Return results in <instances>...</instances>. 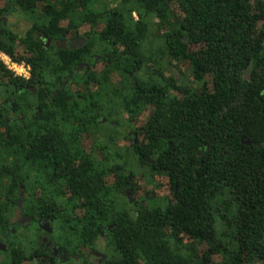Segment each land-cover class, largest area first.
I'll return each mask as SVG.
<instances>
[{
    "label": "trees",
    "instance_id": "16d2710c",
    "mask_svg": "<svg viewBox=\"0 0 264 264\" xmlns=\"http://www.w3.org/2000/svg\"><path fill=\"white\" fill-rule=\"evenodd\" d=\"M6 13L27 22L24 34L2 23ZM79 26L82 47L39 49L35 31L62 38ZM0 52L30 72L0 60V238L17 237L22 184L23 213L51 216L65 264L103 238L102 264H264V0H0ZM32 100L36 123L18 122ZM37 127L45 134L32 145ZM93 127L114 134L110 170L83 155L60 176L65 203L49 178L50 194L41 186L31 202L20 157L32 147L79 157L77 136ZM10 248L8 264L39 258Z\"/></svg>",
    "mask_w": 264,
    "mask_h": 264
},
{
    "label": "flooded vegetation",
    "instance_id": "af4514ba",
    "mask_svg": "<svg viewBox=\"0 0 264 264\" xmlns=\"http://www.w3.org/2000/svg\"><path fill=\"white\" fill-rule=\"evenodd\" d=\"M14 18V21L12 23L8 22L7 18L8 14L6 13L1 19L2 23L4 25L9 26L11 30L14 32L21 34L24 31H26L29 27H27V22L23 19H21L19 16H11V18ZM19 18V20H18ZM19 24H22V29H19ZM24 34V33H23ZM34 35L40 42L39 49H44L47 52H56L60 50H71V49H77L82 47L85 44V38L83 37V29L82 26L78 27L76 30H73L69 32L68 35L65 37L59 38L58 36L48 37L44 34H41L40 32H34ZM22 47L20 44H18V48ZM84 64H80L77 68V70L82 69ZM30 76V72L27 77H24L25 79H28ZM24 90H29L32 93V96H34L38 89L33 88H23ZM43 96H46V101L50 100V97L48 96L47 92L44 93ZM4 101L0 103V108H3ZM38 105L36 104L35 100H32L31 105H28L26 110H22V108L18 109L16 118L18 122H22L23 120H29L30 123H36L34 119H37V113H38ZM32 119V120H31ZM97 123L102 122V124H106V119H97ZM116 123H112V126H115ZM96 127H93V129H90L88 131H85V134H81L77 136L76 142L78 143L79 147L82 150V153L79 157L70 158L67 156V152H73L71 151H65V150H56L54 153H50V149H36L34 147L29 148L27 151L30 152V155L28 157L23 156L20 157L19 161H23L24 159L28 160V166H29V181L28 185L31 187L29 196L30 201H34L37 196L36 193L39 192V188L41 186L48 187L47 191H43V196L47 193L50 194L52 183L57 181L56 183H60V176L62 177V180L64 178V175L66 173L67 168H78L81 165H83V162L81 160L82 156L85 155L87 157V161L91 160L90 162L93 163L95 168H99L100 166H112L115 161L117 160L115 155V149L112 148L113 146H107L105 142L109 140L110 138L114 137V134L110 129L108 131H95ZM33 129L32 132H30V140L31 143L33 141L35 145L36 140L38 137L43 136L45 132ZM128 135H131L128 133ZM103 142V146L106 148L103 150L101 147H99V143ZM114 142V141H113ZM45 143H50V139H47ZM19 151V149H18ZM38 152H41L40 155H38ZM98 166V167H97ZM36 167H40L37 169ZM107 169L109 167L106 166ZM110 170V169H109ZM108 170V171H109ZM37 171V172H36ZM106 176H108L109 181L114 178V175L112 173H108ZM45 178H49V180L54 179V181L51 183L45 182ZM61 180V186L58 191H54L52 189L53 195L55 197V200L58 203H65L68 199V191L66 189L65 184H63ZM39 186V187H38ZM20 192H23V199L25 196V190L24 186L20 184V190L18 193V200ZM124 195L130 198V202H135V198L132 196V192L129 190H126L124 192ZM123 195V196H124ZM48 198V195H47ZM19 209V208H18ZM32 214L26 215L19 209V214L14 223L17 226H20L15 233L17 234V237H13V229L9 228L6 230L4 236L0 238V253L6 254L8 250H10L11 245L13 244L14 247H17L18 244L23 245L31 249L28 253V255H32L34 257L38 256V259L34 258V262H28L27 260H23L22 262H19L18 264H65V262L68 261L69 253L65 252L64 250H61L55 242L52 240L51 235L53 233V229L50 227L49 223L47 222L48 219L51 218L49 214H46L42 216L40 212H34L31 211ZM24 214V220L22 222L20 221L21 215ZM37 218L38 221L35 223L33 222V219ZM37 226V229L35 227ZM112 225H110L111 227ZM106 238H103L100 242V244L97 245V249L95 250H87L84 253V256L76 255L75 260L77 264H102L107 259V253L104 247V240ZM37 242L39 252L38 255L36 254L34 247V244ZM17 244V245H16ZM4 256V255H3ZM37 260V261H36ZM0 264H8V261H6L4 258H0Z\"/></svg>",
    "mask_w": 264,
    "mask_h": 264
},
{
    "label": "built area",
    "instance_id": "2783aa9c",
    "mask_svg": "<svg viewBox=\"0 0 264 264\" xmlns=\"http://www.w3.org/2000/svg\"><path fill=\"white\" fill-rule=\"evenodd\" d=\"M0 60L6 66L8 70L14 73L15 76L27 77L29 74V66L26 64H18L11 61V59L5 54L0 52Z\"/></svg>",
    "mask_w": 264,
    "mask_h": 264
},
{
    "label": "water",
    "instance_id": "95a60500",
    "mask_svg": "<svg viewBox=\"0 0 264 264\" xmlns=\"http://www.w3.org/2000/svg\"><path fill=\"white\" fill-rule=\"evenodd\" d=\"M241 141H242V143L249 144V142L248 141H245L243 139V137H242ZM22 197H23V192H20V194H19V198L20 199H19V202H18V207L21 209V211H22ZM24 217H25V215L22 214L19 222H22L24 220Z\"/></svg>",
    "mask_w": 264,
    "mask_h": 264
},
{
    "label": "rangeland",
    "instance_id": "374dc122",
    "mask_svg": "<svg viewBox=\"0 0 264 264\" xmlns=\"http://www.w3.org/2000/svg\"><path fill=\"white\" fill-rule=\"evenodd\" d=\"M108 1H112V2H113L114 0H108ZM7 20H8V22L12 23V22L14 21V18H11V17H10V18H8ZM18 20H19V18H18ZM19 29H22V24H19ZM166 74H167V75H170L169 72H166ZM171 75H175V74H174V73H171Z\"/></svg>",
    "mask_w": 264,
    "mask_h": 264
}]
</instances>
